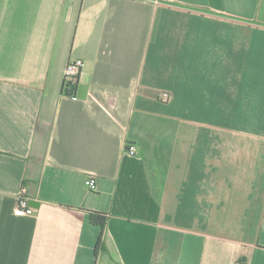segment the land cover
I'll use <instances>...</instances> for the list:
<instances>
[{
  "label": "crops",
  "instance_id": "0c3cea01",
  "mask_svg": "<svg viewBox=\"0 0 264 264\" xmlns=\"http://www.w3.org/2000/svg\"><path fill=\"white\" fill-rule=\"evenodd\" d=\"M0 264H264V0H0Z\"/></svg>",
  "mask_w": 264,
  "mask_h": 264
},
{
  "label": "built area",
  "instance_id": "2783aa9c",
  "mask_svg": "<svg viewBox=\"0 0 264 264\" xmlns=\"http://www.w3.org/2000/svg\"><path fill=\"white\" fill-rule=\"evenodd\" d=\"M84 62L80 59L77 60H70L67 62L65 69H64V89L70 90V87H75L77 85L79 76L81 75L83 69H84ZM168 96L166 94H163L161 99L163 101L167 100ZM126 153L134 156L135 155V148L129 147L127 145L126 147ZM85 186L94 191L95 190V183L94 180L88 179L85 182ZM34 212L33 207L29 203V199L26 196V190L23 188L18 194L17 197V204L14 209V214L16 216H29L32 215Z\"/></svg>",
  "mask_w": 264,
  "mask_h": 264
},
{
  "label": "trees",
  "instance_id": "16d2710c",
  "mask_svg": "<svg viewBox=\"0 0 264 264\" xmlns=\"http://www.w3.org/2000/svg\"><path fill=\"white\" fill-rule=\"evenodd\" d=\"M75 90H76V85L75 87H70V90L63 88V94L68 96H73ZM89 221L92 225L99 226L100 228L103 229L106 223V217L100 213L91 212L89 215Z\"/></svg>",
  "mask_w": 264,
  "mask_h": 264
},
{
  "label": "water",
  "instance_id": "95a60500",
  "mask_svg": "<svg viewBox=\"0 0 264 264\" xmlns=\"http://www.w3.org/2000/svg\"><path fill=\"white\" fill-rule=\"evenodd\" d=\"M31 204H33V203H31ZM32 206H35V205H32Z\"/></svg>",
  "mask_w": 264,
  "mask_h": 264
}]
</instances>
